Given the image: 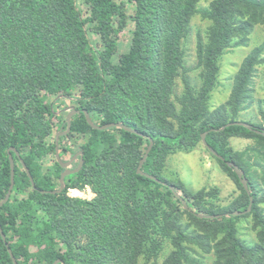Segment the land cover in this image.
<instances>
[{"label": "trees", "instance_id": "trees-1", "mask_svg": "<svg viewBox=\"0 0 264 264\" xmlns=\"http://www.w3.org/2000/svg\"><path fill=\"white\" fill-rule=\"evenodd\" d=\"M205 1L209 6L200 8ZM85 5L86 12L79 0H0V203L11 185L8 151L20 153L19 158L12 152L15 186L0 209V224L18 263L154 264L167 240L172 251L163 264H204L199 257L211 254L212 264H264V172H253L251 164L253 157H264V123L222 130L253 104L251 87L264 63V44L242 61L227 102L210 107L222 56L247 46L255 28L264 25V0H85ZM198 14L210 25L197 40L202 83L195 87L186 76L183 43ZM89 32L99 39L95 45ZM179 78L183 91L177 95ZM63 100L81 113L59 140L60 156L66 160L77 146L84 166L65 179L62 193L53 194L64 169L49 137L67 130L56 108ZM84 111L97 125L121 124L138 133L94 129ZM204 133L248 180L251 194L234 168L211 154L240 190L226 207L210 202L215 189L194 192L164 177L169 157L193 151ZM233 137L252 144L234 151L228 144ZM151 140L142 170L156 179L138 173ZM49 156L53 168L44 170ZM86 185L96 194L93 201L67 195L68 188ZM251 198L252 210L236 216L248 210ZM39 210L45 215L38 216ZM241 218L252 219L256 244L240 239ZM0 264H14L1 233Z\"/></svg>", "mask_w": 264, "mask_h": 264}, {"label": "rangeland", "instance_id": "rangeland-1", "mask_svg": "<svg viewBox=\"0 0 264 264\" xmlns=\"http://www.w3.org/2000/svg\"><path fill=\"white\" fill-rule=\"evenodd\" d=\"M209 1L202 2L200 8L205 9L209 6ZM85 0H79V8L86 12ZM210 22L203 18L200 14L196 15L191 24V31L188 38L183 43L185 50V66L187 68L186 76L195 87L201 85V69L197 68V40L198 36L203 38L206 36ZM92 41L95 43L99 42V39L95 34L89 32ZM264 44V25H259L255 28L253 33L250 35L249 44L247 46L237 47L234 46L229 49L220 60V74L219 83L212 93L210 100L211 109H216L221 105H224L232 91L234 77L238 72L240 65L244 58L250 53V51L256 47ZM129 48V42L124 40L122 44V51H127ZM264 58V56H263ZM183 91L182 78L178 80V86L176 88V94L180 95ZM251 94L253 97V104L250 107L241 111L238 117L239 121L251 122L254 124L264 123L262 112L264 113V63L258 67L255 75ZM60 114V123H64L67 120V116L75 108L74 102L70 100H63L57 104L56 107ZM64 132L63 130H54L53 134L49 137V142H54L57 139V134ZM80 142V141H79ZM229 147L234 151L243 152L249 145L252 144L251 140L233 137L228 140ZM69 146V145H68ZM72 146V145H71ZM70 146V147H71ZM61 148V147H60ZM59 148V152L62 153ZM73 155L66 160H71L75 154L78 153L79 147L72 146ZM54 156H49L43 159L44 170L53 168ZM79 157L73 163L72 167H77ZM258 163V165L256 164ZM253 166L252 171H256L258 175H263L264 172V157L257 159L253 157L251 160ZM164 177L173 181L181 180L188 189L197 192L201 189H215L217 190V196L210 198V202L217 207L228 206L239 194L240 190L236 183L225 173L218 163V161L211 155L208 149L203 145L202 142L191 152H179L171 155L167 161V167L164 171ZM262 181V180H261ZM86 187L92 188L86 185L84 188H68L67 195L73 199L72 195L75 192H71L72 189H78L80 191L86 190ZM264 189V186L262 187ZM93 191V190H92ZM72 194V195H71ZM20 197L23 195L20 193ZM83 197H90L91 201L96 198V194L93 191V195L88 192H84ZM83 200V199H80ZM86 201V200H84ZM264 209V204L262 205ZM45 213L42 210L38 211V216H44ZM189 223L187 217H184L183 224ZM239 230V237L249 245H254L258 242L256 231L253 229V221L251 218H241L237 223ZM81 243L85 242V238L80 239ZM172 251V245L169 241L165 240L163 244V250L160 253L159 260L154 264H163L167 256ZM204 264H212L214 257L213 255H203L199 257ZM144 260L140 264H144Z\"/></svg>", "mask_w": 264, "mask_h": 264}, {"label": "water", "instance_id": "water-1", "mask_svg": "<svg viewBox=\"0 0 264 264\" xmlns=\"http://www.w3.org/2000/svg\"><path fill=\"white\" fill-rule=\"evenodd\" d=\"M80 113H81L80 110H76L75 108H73L72 111L67 116V130L64 131V132H60V133L57 134V139H56V144H57L56 157H57V160L59 161L61 167L64 169V172H62L61 177H60V188L57 189V190H55V191H51V193H53V194H57V193L60 194V193H62L65 190V188H66L65 179L67 177L73 175V174L78 173L83 168V166H84V152H79V153L75 154L74 157L70 161H68V162L62 161L61 156H60V152H59V140H60V138L63 137V136H67L71 132L72 118L75 115L80 114ZM83 113L85 114V117H86L89 125H91V127H93L94 129H97V130H107V129H110V128L119 127V128H123V129H125L127 131H132L134 133H138L137 131L132 130V129H130V128L124 126V125H121V124H105V125H102V126L97 125L92 120L91 115L88 113V111H84ZM230 126H244L246 128H249V129L252 128V125H250V124H248L246 122L236 121V122L229 123V124L225 125L222 128V130H225L226 128H228ZM207 134L208 133H204L202 135V143H203V145L208 149V151L213 156H215L218 159H221L222 161L226 162V164L228 166L234 168V170L236 171L238 177L241 179V182H242L244 188L246 189V191L248 192V194H251L250 188H249V184H248V180L245 177V172L242 171L235 163L230 162V161H226V159L223 156H221L213 147H211L208 144L207 140H206ZM153 146H154V141L151 140L150 146L147 149V151H146L143 159L141 160V162L139 164L138 173L140 175H144V176H146L148 178L156 179L155 177H153V176L145 173L142 170V167H143L144 163L146 162V160H147V158H148V156H149V154H150ZM12 152L15 153L17 157L20 158V153L15 148H11L8 151L9 158H10V162H11V185H10V189L8 191V194H7L6 198L0 203V209L4 206L5 203H7L9 201V199H10V197L12 195L14 186H15V160H14V157H13ZM78 157H80V164H79L78 168L77 169H74V170L69 169V167L73 164V162L78 159ZM22 164H23V167H24L25 171L27 172L28 176L30 177V179H31V181H32V183L34 185V179L32 178L31 172H30V170L28 169L27 165L24 163L23 160H22ZM177 196L180 197L178 194H177ZM253 202H254V200H253V198H251V203H250L249 208H248L247 211H245V212H235L234 214L236 216H243V215L249 213L252 210ZM220 216H222V215H219L218 217H220ZM208 218H213V216H210ZM0 233H1V236H2L3 240L6 243V246L8 248V251L10 253V256H11L14 264H19L18 261H17V259H16V257L14 256V253H13L12 249L10 248V245L7 242V238H6V235H5V233H4L3 229H2L1 224H0ZM60 263H62V261L61 260H57L53 264H60Z\"/></svg>", "mask_w": 264, "mask_h": 264}, {"label": "built area", "instance_id": "built-area-1", "mask_svg": "<svg viewBox=\"0 0 264 264\" xmlns=\"http://www.w3.org/2000/svg\"><path fill=\"white\" fill-rule=\"evenodd\" d=\"M71 192H75L74 195L71 194L73 197L80 198V199H83L86 201H91V198L90 197H83L84 192H88L90 195L91 194L93 195V191L89 187H86V190H83V191H80L78 189H72Z\"/></svg>", "mask_w": 264, "mask_h": 264}, {"label": "flooded vegetation", "instance_id": "flooded-vegetation-1", "mask_svg": "<svg viewBox=\"0 0 264 264\" xmlns=\"http://www.w3.org/2000/svg\"><path fill=\"white\" fill-rule=\"evenodd\" d=\"M68 161H70V160H67L66 162H68ZM75 162V161H74ZM73 162V163H74ZM79 164H80V159H79V162H78V164H77V167H72V165L69 167V169H71V170H74V169H77L78 168V166H79Z\"/></svg>", "mask_w": 264, "mask_h": 264}]
</instances>
